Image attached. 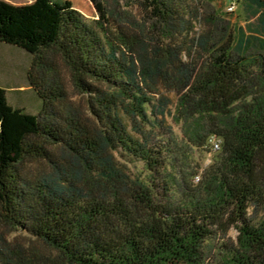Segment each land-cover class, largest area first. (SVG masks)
<instances>
[{"label": "trees", "instance_id": "16d2710c", "mask_svg": "<svg viewBox=\"0 0 264 264\" xmlns=\"http://www.w3.org/2000/svg\"><path fill=\"white\" fill-rule=\"evenodd\" d=\"M94 1L101 19L68 0H0V42L33 56L41 101L26 113L0 87V222L28 236L1 234L0 264H264V0H247L249 34L204 0ZM161 89L181 135L159 134ZM210 139L193 183L189 149L213 152Z\"/></svg>", "mask_w": 264, "mask_h": 264}, {"label": "rangeland", "instance_id": "374dc122", "mask_svg": "<svg viewBox=\"0 0 264 264\" xmlns=\"http://www.w3.org/2000/svg\"><path fill=\"white\" fill-rule=\"evenodd\" d=\"M14 5H25L30 4L34 0H3ZM71 2L73 7L79 10L86 18L88 19H101L102 17V7L99 6L94 0H68ZM108 3L107 8H114L113 0H103L102 3ZM124 1L120 0L117 4L119 7H123ZM230 4H234L235 10L233 12H228L227 7ZM247 0H204V9L207 13L215 11L221 19L224 21L223 24L228 25L235 29L238 28L244 29L247 34H249L248 27L254 23L255 18L249 17L246 11ZM126 10H129L135 13L134 8L130 6L123 7ZM120 9V8H119ZM251 55L257 54L256 50H251L249 52ZM236 56V53L234 54ZM32 55L26 52L25 50L6 43L0 42V87L6 90V97L9 105L13 108L21 109L26 113L36 115L40 111L41 101L36 96V93L30 87L28 74L30 72V67L32 63ZM53 61L58 65L62 81L65 85V90L68 95V100L73 104H78L83 101V96L76 92L67 78V73L62 64L60 63V58L58 56H53ZM161 94L165 97L166 107L164 114H157L156 120L160 122L162 132L166 133L171 128L172 132L176 135H181V125L175 119V113L177 109V97L174 92H169L166 89H161ZM158 97H156L157 99ZM164 136V134L162 135ZM220 144L219 140L210 139L209 143L212 146V142ZM204 152L198 151L195 153L193 149H189V152L193 156L192 165H200V168L197 170L198 173L193 179V183H197L200 174L206 166H208L213 159L214 152ZM118 161L123 165L128 173L135 176H144V170L139 162H131L128 158H120L118 156ZM38 166L35 164L32 167ZM41 167V166H40ZM45 166H42V169ZM3 235L7 241H11L13 238H17L20 242H27L28 236L25 233L15 232L11 235L6 234V229H3V226L0 222V235ZM237 233L233 229L229 233V238L232 241L235 240ZM1 240V238H0Z\"/></svg>", "mask_w": 264, "mask_h": 264}, {"label": "built area", "instance_id": "2783aa9c", "mask_svg": "<svg viewBox=\"0 0 264 264\" xmlns=\"http://www.w3.org/2000/svg\"><path fill=\"white\" fill-rule=\"evenodd\" d=\"M234 10H235V6H234V4H230V5L227 7V11H228V12H233ZM212 149H213V150L218 149V144L215 143L214 141L212 142Z\"/></svg>", "mask_w": 264, "mask_h": 264}]
</instances>
